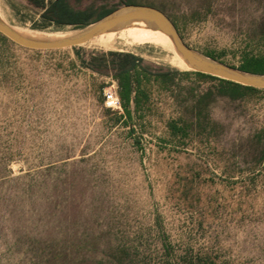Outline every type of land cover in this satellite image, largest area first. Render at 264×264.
Listing matches in <instances>:
<instances>
[{"label":"rangeland","instance_id":"obj_1","mask_svg":"<svg viewBox=\"0 0 264 264\" xmlns=\"http://www.w3.org/2000/svg\"><path fill=\"white\" fill-rule=\"evenodd\" d=\"M67 1L95 15L125 3ZM133 1L229 66L264 54V0ZM0 9L24 33L78 29L44 20L33 0H0ZM3 36L0 264H264L263 91L216 96L198 115L195 99L210 82L177 76L172 92L153 88L149 106L131 103L127 119L121 103H105L103 90L112 81L118 89L111 62L92 57L130 52L153 71L186 70L169 62L174 48L116 36L36 49ZM170 118L189 126L184 143L169 135Z\"/></svg>","mask_w":264,"mask_h":264},{"label":"trees","instance_id":"obj_2","mask_svg":"<svg viewBox=\"0 0 264 264\" xmlns=\"http://www.w3.org/2000/svg\"><path fill=\"white\" fill-rule=\"evenodd\" d=\"M36 5L43 8L41 16L44 20L57 23L59 25L70 24L74 27H82L92 20L98 19L109 13L115 7L102 8L95 15V10L90 8L75 9L69 5L67 0H33ZM126 4H136L133 0H125ZM150 28V27H149ZM157 34L158 30L150 28ZM1 35V34H0ZM163 37L162 35H160ZM6 38L5 36H3ZM7 39V38H6ZM109 54V60L105 57ZM215 57L213 54H208ZM97 62L108 64L111 62L114 72L113 76L117 80V94L120 103L125 111L127 119H131L130 104L133 103L136 110H142L150 105L153 88L173 91L177 87L179 79L177 76H193L195 80L210 82V85L197 96L194 102L197 114L201 115L206 109L209 101L216 96H226L230 99L242 98L248 94H255L264 88L245 85L229 79L221 78L205 72L189 70L185 64L175 63L173 66L186 70H162L153 71L141 64V58L130 52L108 51L99 56H93ZM97 67L96 65H94ZM238 68L252 72L264 74V54L256 57L245 58ZM169 135L176 141L184 143L190 137L189 126L181 123L179 119L170 118L166 122ZM197 264H215L212 259H198Z\"/></svg>","mask_w":264,"mask_h":264},{"label":"water","instance_id":"obj_3","mask_svg":"<svg viewBox=\"0 0 264 264\" xmlns=\"http://www.w3.org/2000/svg\"><path fill=\"white\" fill-rule=\"evenodd\" d=\"M144 22L153 29L166 34L175 51L190 69L205 72L245 85L264 88V74L252 73L229 66L213 57L190 49L180 38L176 28L159 9L142 4H122L102 17L87 23L71 33L54 37H33L15 29L0 17V33L13 42L36 49H54L73 46L91 40L101 34L121 29L132 22Z\"/></svg>","mask_w":264,"mask_h":264},{"label":"bare ground","instance_id":"obj_4","mask_svg":"<svg viewBox=\"0 0 264 264\" xmlns=\"http://www.w3.org/2000/svg\"><path fill=\"white\" fill-rule=\"evenodd\" d=\"M140 25H143L145 27H149L144 22H138V21L132 22V23H130L127 26H129V27H132V26L137 27V26H140ZM123 28L118 29V30H114V31H110V32H107V33H104V34H101V35H99V36H97L95 38L101 44H109V43L113 42V39L116 36H122V37H124L126 39H129L131 41H137V42H143V41L156 42V43L161 44L164 47L169 48V50L170 49L171 50H174L173 49V46H172V43H171V41L169 39V37L166 34H164L163 32H161L160 30H158L160 34H158L157 36H139V35L132 34V32H135L136 31L135 29H129V28H127V29L131 33L124 32L123 34H120L121 33V30ZM15 29H17V28H15ZM18 31H20V30H18ZM20 32H22V31H20ZM22 33H24V32H22ZM26 34H29V33H26ZM29 35H31L33 37H45V38L47 37V38H49V37L59 36L60 34H49V35H46V34H40V33H37V32L34 31L31 34H29ZM160 35H162L163 37H161ZM169 62H171L172 65H174L175 63H179V64H185L186 66H189L188 64H186L182 60V58L179 56V54L176 51H174L173 55L170 57V61ZM187 69H190V68H187Z\"/></svg>","mask_w":264,"mask_h":264},{"label":"built area","instance_id":"obj_5","mask_svg":"<svg viewBox=\"0 0 264 264\" xmlns=\"http://www.w3.org/2000/svg\"><path fill=\"white\" fill-rule=\"evenodd\" d=\"M116 84L114 81L111 82L110 86L106 87L103 90V94L105 96V103L107 106L114 108V109H119L120 108V100L117 95V90H116Z\"/></svg>","mask_w":264,"mask_h":264},{"label":"crops","instance_id":"obj_6","mask_svg":"<svg viewBox=\"0 0 264 264\" xmlns=\"http://www.w3.org/2000/svg\"><path fill=\"white\" fill-rule=\"evenodd\" d=\"M124 32H128V31H124ZM124 32H123V31H121V33H120V34H123Z\"/></svg>","mask_w":264,"mask_h":264}]
</instances>
